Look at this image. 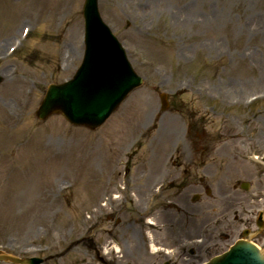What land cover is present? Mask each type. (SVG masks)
Listing matches in <instances>:
<instances>
[{"label": "rangeland", "instance_id": "374dc122", "mask_svg": "<svg viewBox=\"0 0 264 264\" xmlns=\"http://www.w3.org/2000/svg\"><path fill=\"white\" fill-rule=\"evenodd\" d=\"M84 1L0 0V248L42 264H152V240L202 236L201 264L264 213V0H99L144 84L93 131L35 116L82 61ZM204 179L214 193L197 205ZM183 190L194 208L170 206ZM153 198L170 208L151 234Z\"/></svg>", "mask_w": 264, "mask_h": 264}, {"label": "water", "instance_id": "95a60500", "mask_svg": "<svg viewBox=\"0 0 264 264\" xmlns=\"http://www.w3.org/2000/svg\"><path fill=\"white\" fill-rule=\"evenodd\" d=\"M86 10L91 35L85 63L72 82L50 88L38 116L46 119L53 112H62L76 125L96 128L139 81L122 57L120 46L112 45L114 40L101 23L93 0L87 1ZM96 31L99 34L95 37ZM25 262L36 264L35 260ZM209 264H264V252L249 241H239Z\"/></svg>", "mask_w": 264, "mask_h": 264}, {"label": "bare ground", "instance_id": "6f19581e", "mask_svg": "<svg viewBox=\"0 0 264 264\" xmlns=\"http://www.w3.org/2000/svg\"><path fill=\"white\" fill-rule=\"evenodd\" d=\"M29 35H30V34H29ZM167 134H168V133H167ZM116 197H117V195H116ZM152 247H153V249H155V246H154V245H153ZM115 248H116L118 251L120 250L119 247H116V246H115Z\"/></svg>", "mask_w": 264, "mask_h": 264}]
</instances>
